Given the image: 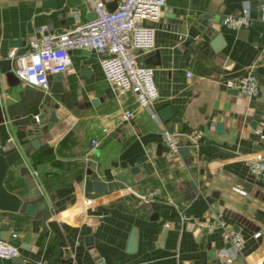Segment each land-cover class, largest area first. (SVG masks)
<instances>
[{
  "label": "crops",
  "instance_id": "obj_1",
  "mask_svg": "<svg viewBox=\"0 0 264 264\" xmlns=\"http://www.w3.org/2000/svg\"><path fill=\"white\" fill-rule=\"evenodd\" d=\"M103 1L112 10L119 0ZM260 3L165 0L155 23L154 49L134 52L139 63L153 68L157 99L151 109H136L129 92L112 90L111 98L104 96L110 87L97 55L87 49L69 52L68 72L48 75L47 92L17 79L9 84L7 74L15 68L10 52L21 56L28 41L70 31L92 13L84 0H0V153H21L3 185L25 204H35L34 216L0 212V241L18 251L0 264H216L218 252L229 246L220 223L243 240L231 262L264 264V181L255 180L247 166L249 159L264 157ZM247 4L251 25L238 30L223 25ZM202 16L212 32L184 45L179 29ZM216 35L221 36V57L208 45ZM249 72L258 84L255 97L224 87ZM53 82L60 93H49ZM165 108L171 113L167 122L159 117ZM130 110L133 117L121 121L120 114ZM50 111L58 120L50 140L39 137L38 148L21 152L31 129L42 125ZM169 127L182 145L194 135L199 147L186 148L187 158L166 160L162 129ZM92 139L99 141L94 150ZM87 170L89 180L107 185L106 193H83ZM132 229L136 249L130 254Z\"/></svg>",
  "mask_w": 264,
  "mask_h": 264
},
{
  "label": "built area",
  "instance_id": "obj_2",
  "mask_svg": "<svg viewBox=\"0 0 264 264\" xmlns=\"http://www.w3.org/2000/svg\"><path fill=\"white\" fill-rule=\"evenodd\" d=\"M84 1L92 13V18L70 31L43 35L39 41H28V51L21 56H15L13 52L7 55L15 64L13 75L19 84L47 92L48 75L68 72L71 50H92L98 57L102 77L111 90L131 93L136 109H151L157 99V90L152 79L153 68L139 63L138 55L134 52L147 54L154 49V28L147 27L145 22L158 21L165 0H119L112 10L106 8L103 0ZM260 10L264 20V0H261ZM249 13L250 5H244L240 16L224 18L223 25L233 30L245 28L252 24ZM190 75V72H186L187 77ZM223 85L247 98H253L258 93L257 80L252 72L235 80H227ZM133 115L134 110L123 111L120 120L128 121ZM156 116V112L152 111L150 117ZM34 120L37 122L38 117ZM6 143L12 145V140L8 138ZM162 143L163 157L166 160L178 158L181 148L197 149L200 144L193 135L188 136L186 144L182 145L179 136L165 128L162 129ZM98 146L99 141L90 140L91 150ZM247 166L255 180L264 181V157L249 159ZM35 175L32 172V176ZM35 187H38L36 183ZM179 214L183 217L180 212ZM220 227L223 230L222 240L229 246L220 250L218 257L220 261L231 262L240 254L243 240L237 232L225 228L221 223ZM17 256V248L0 241V260H11Z\"/></svg>",
  "mask_w": 264,
  "mask_h": 264
},
{
  "label": "water",
  "instance_id": "obj_3",
  "mask_svg": "<svg viewBox=\"0 0 264 264\" xmlns=\"http://www.w3.org/2000/svg\"><path fill=\"white\" fill-rule=\"evenodd\" d=\"M258 14L261 16V10L258 11ZM206 17L202 16L195 22L186 23L181 29H179V33L184 36V45H189L193 39L199 36L201 33H205L206 35H210L211 30L207 29ZM146 26L150 28H155L156 24L150 21L146 22ZM239 32H242L239 31ZM222 44L221 36L216 35L210 39L208 42L209 47L212 49L215 55L221 57V47ZM84 72V71H83ZM8 83L16 82V78L12 73L7 74ZM60 85L58 82H53L49 93L57 94L60 93ZM232 94H237V91L232 90ZM103 94L106 98H111L112 90L107 88L103 91ZM92 104L96 103V100L91 102ZM159 117L163 122H167L171 118V113L169 109L165 108L161 112H159ZM57 117L55 116L54 111L49 112V116L42 125L34 126L31 129L32 138H30L28 145L24 146L21 149V152H26L27 148L31 147L36 149L39 147V137H42L45 141H49L50 137L48 135H52L55 124L57 123ZM46 126L48 129L45 130ZM249 127L252 130H255L256 124L255 122L249 121ZM168 131H171V127L168 128ZM215 131L217 134H221V126L219 123L215 124ZM48 133V134H47ZM179 154L183 158L188 157V151L186 148H181L179 150ZM21 159V153L19 150H14L6 155L0 153V212L9 213V214H24L26 216H34L35 214V204H25L20 198H18L15 194L7 191L3 185L6 173L8 169L16 164ZM23 171V168L20 169ZM90 170H87L85 173L84 183H83V193H106L107 185L103 184L100 181H91L89 180ZM3 240V238H0ZM86 242H90V237L86 238ZM136 249V230L132 229L128 241H127V253H133ZM216 264H246L242 259L238 258L234 262H222L219 260Z\"/></svg>",
  "mask_w": 264,
  "mask_h": 264
}]
</instances>
